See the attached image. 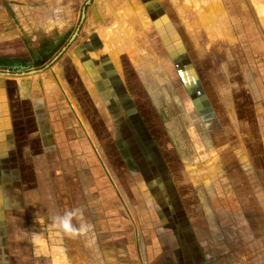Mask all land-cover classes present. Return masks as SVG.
<instances>
[{
    "label": "rangeland",
    "instance_id": "obj_1",
    "mask_svg": "<svg viewBox=\"0 0 264 264\" xmlns=\"http://www.w3.org/2000/svg\"><path fill=\"white\" fill-rule=\"evenodd\" d=\"M88 1L83 2L79 28L93 16L90 7L94 0ZM173 2L195 43L193 47L185 45L188 51L195 49L193 68L182 63L184 69L179 71L166 46L163 52L157 48L160 59H155L156 55L149 53L153 46L150 34L148 45L132 44L126 49L113 45L111 48L121 53L117 57L122 62L116 64L126 76L125 83L122 78H114L109 63H104L107 67L99 75L95 63L89 58L84 62L95 74L93 82L100 90V105L98 95L88 91L89 84L94 85L88 78L82 81L76 72L80 71L73 50L77 40L70 42L58 59L52 60L54 53L47 62L40 61L33 67L59 73L60 78L55 76L58 86L72 88L77 94L68 96L74 103L77 97L84 133L94 135L85 143V153L94 151L96 159L100 157L101 168H105L101 157L108 153V165L117 169V174L106 171V175L98 168L99 178L86 175V168L84 179L78 175L87 186L99 183L110 187L108 193L100 191L104 193L99 206L90 190L83 197L84 214L89 218L94 211L99 228L94 240L99 248L87 253L83 264H264V160L260 156L264 154V0ZM109 5L97 21L110 27L101 36L111 50L110 34L113 42L114 38L122 42L125 32H133L135 21H127L124 13L119 19L118 0L109 1ZM138 22H144L143 16ZM146 48L147 58L141 62L139 57L146 55ZM77 54L86 58L81 52ZM22 69L17 66L7 72L20 73ZM7 72L3 74L12 84L37 81L40 76L31 73L23 78ZM105 104L112 124L105 121ZM52 114L56 116L54 111ZM113 129L127 140L140 170L125 163ZM220 140L228 141L224 143L226 152ZM242 146L250 156L247 173L239 170V165L226 168V155ZM38 152L42 156L40 147ZM39 170V183H52L47 168ZM30 176L26 171L21 175L28 193ZM63 178L58 174V192L67 196L69 204L70 183L68 177ZM0 197L4 201L1 191ZM207 212L215 219L216 229H211ZM163 217L169 222L161 221ZM173 224L177 228L181 224V229L172 234L168 227Z\"/></svg>",
    "mask_w": 264,
    "mask_h": 264
},
{
    "label": "crops",
    "instance_id": "obj_2",
    "mask_svg": "<svg viewBox=\"0 0 264 264\" xmlns=\"http://www.w3.org/2000/svg\"><path fill=\"white\" fill-rule=\"evenodd\" d=\"M84 1L0 0V70L8 71V69L17 66L19 69L24 68L21 72L35 69L33 68L34 65L36 66L40 61L47 62V58L55 53L52 59L54 60L65 46L69 49L70 39L78 28ZM109 1L111 0H94L90 7L93 9V16L89 21L87 18L84 26L79 28L74 39L77 41L73 47V50L76 51V53L73 51L76 55V63L80 70H76V72L79 73L82 81L83 77L84 79L88 78L94 85L93 87L89 84L88 91L95 97L98 95V104L101 105V94L99 87L93 82L95 74L93 75L87 70L84 62L87 63L90 59L92 63H95L98 74L100 71H104L107 63H109L114 78L118 80L122 78L125 83L126 76L116 64L122 62L120 57H117V53L120 52H116V48L113 50L111 48L113 45L120 44L125 49L126 46L130 47L132 44L136 45L135 47L142 44L148 45L147 40L150 34L152 35L150 44L153 46L150 47L149 53L156 55L155 59L157 58L158 61L160 59L157 48L163 52L164 46H166L171 61L179 71L184 69L182 63H189V65L187 64L189 68H193L192 62L196 61L195 49L191 48L188 51L185 45L191 47L195 43L173 0H118L119 11L117 16L120 17L119 19L124 13L127 15V21L133 22L134 19L135 23L133 27L130 23L133 32H125L122 36V42L116 38L113 42L110 34L108 43L111 50L107 49L106 41L101 36V33H106L110 27L97 21L100 19L99 16L104 15L105 11L107 13L108 8L111 7ZM105 2L108 4L106 5ZM113 8H117L116 5ZM87 13V15L90 14L88 11ZM141 16H143L144 22H138V18ZM59 48L60 50H58ZM67 49L63 51L62 55ZM129 50L131 49L129 48ZM77 51L83 53L86 58L79 56ZM145 54L143 57H139L142 58L141 62H143V58H147L148 49ZM105 62H107L106 65ZM89 69L91 70L92 67ZM52 71H49L47 67L38 68V71L33 73L34 76L40 75L37 77V81L33 79L15 84L6 79V74H0V191L4 195V201H1L2 198L0 197V264H40L47 261L52 264L53 255L58 254L53 251L52 241L49 240L47 250H42V254L37 256L35 254L36 246L33 243V233L42 232L47 238L49 218L56 214H63L64 205L69 207L71 205V209L80 208L83 210V197L87 190L97 196L98 201L96 203H98L97 206L100 205L99 200L101 197L103 198L104 193L100 191L105 190L108 193L110 187L99 183L87 186L81 182L80 179H84L85 168L87 169L85 174L93 177H98V168L102 170L101 173L106 175L107 172L117 174V169L110 164L108 165L110 162L108 153L101 157L105 168L99 167L98 159L100 157L97 156L96 159L94 151L85 153V143L93 140V134L84 133L85 123L83 116L79 113L80 109L76 103L77 97H75V103L70 97L77 94L70 87V89L66 87L61 89L55 79V76L60 78V75L59 73L55 75ZM11 75L15 76L14 74ZM21 76L27 77V75ZM28 76L30 75L28 74ZM108 76L111 77V75ZM41 83L43 84L40 86ZM68 103L71 106H68ZM105 107L103 109L104 113L106 112L105 121L109 124L112 122L110 111L106 104ZM72 109L76 111V116ZM52 111L55 112L56 116L52 114ZM79 121L83 128H81ZM219 126L223 130L221 123ZM113 130L115 142L119 145L120 154L125 163L131 169L138 170L139 168H136L138 166L134 163L133 156L128 149L127 140L120 138L116 130ZM227 142L221 141L220 147L223 149L224 143ZM64 143L66 147L63 145ZM68 144L69 149L67 148ZM37 146L38 150L40 147L43 151L42 156H39ZM225 148L223 152H226L224 151ZM233 154L230 152L226 155V157L229 156L227 161L229 166L226 168H235L236 165H239L241 169H238L247 173L245 168L251 164L247 150L243 146L242 148L236 147L233 149ZM260 156L264 160V154L261 155L260 153ZM39 157L43 159L39 160ZM42 166L47 168V174H49L52 182L45 186L40 184V175L38 174L39 167ZM23 171H26L27 174L31 173L32 186L29 193L25 192L22 186L21 175H23ZM229 172L227 173L229 174ZM58 174L64 176V180L68 177L72 198L69 204L68 201L66 202L67 196L64 197L61 192H58ZM78 175H81L80 179ZM51 191L54 192L53 196H55L57 205H54V199L50 196ZM257 204L259 203L257 202ZM93 214L94 211L92 216L88 218L83 211L84 219L94 226L92 233L87 237L76 239L65 237L63 239L61 246L66 249L71 264H83L85 255L92 253L94 248H99L98 242L94 241L99 228L95 224L96 219ZM169 219L170 222L174 221L172 216ZM38 220H43L45 223L41 225ZM161 221L169 222L164 217L161 218ZM168 228L172 229L170 232L173 234L178 228L181 229V224H178V228L174 224ZM163 235L164 238L169 237V235Z\"/></svg>",
    "mask_w": 264,
    "mask_h": 264
},
{
    "label": "clouds",
    "instance_id": "obj_3",
    "mask_svg": "<svg viewBox=\"0 0 264 264\" xmlns=\"http://www.w3.org/2000/svg\"><path fill=\"white\" fill-rule=\"evenodd\" d=\"M43 225V220H38ZM48 237L45 238L42 232L33 233V243L36 246V255L42 254V250H47L49 240L53 243V251L58 253L53 255L52 264H69L66 249L61 245L65 237L76 239L87 237L93 232L94 226L87 222L83 216V210L73 208L65 210L63 214H56L49 218L47 223Z\"/></svg>",
    "mask_w": 264,
    "mask_h": 264
},
{
    "label": "water",
    "instance_id": "obj_4",
    "mask_svg": "<svg viewBox=\"0 0 264 264\" xmlns=\"http://www.w3.org/2000/svg\"><path fill=\"white\" fill-rule=\"evenodd\" d=\"M88 2L91 3V0H89ZM84 17H85V13L83 12L82 13V18H81V23H82ZM78 31H79V27L77 28V30L75 31V33L72 35V37L70 39V42L74 41V39L76 38V36L78 34ZM66 49H67V46H65L63 48V50L61 51V53L59 55H57L55 57V59H58L60 57V55L63 53V51H65ZM37 71H38V69H32V70H29V71H22L20 73H18V72L11 73V72H7V71L6 72H7V74H10V75L11 74H14V75H27V74H31V73H36ZM2 73H4V70H0V74H2ZM206 214H207V216L209 218V225H210L211 229H214L215 227H217V225L213 224V223H215V219L210 214H208V212Z\"/></svg>",
    "mask_w": 264,
    "mask_h": 264
}]
</instances>
